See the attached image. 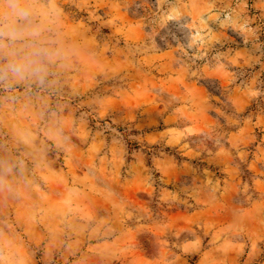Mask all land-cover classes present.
I'll use <instances>...</instances> for the list:
<instances>
[{"label": "rangeland", "instance_id": "rangeland-1", "mask_svg": "<svg viewBox=\"0 0 264 264\" xmlns=\"http://www.w3.org/2000/svg\"><path fill=\"white\" fill-rule=\"evenodd\" d=\"M0 264H264V0H0Z\"/></svg>", "mask_w": 264, "mask_h": 264}, {"label": "clouds", "instance_id": "clouds-1", "mask_svg": "<svg viewBox=\"0 0 264 264\" xmlns=\"http://www.w3.org/2000/svg\"><path fill=\"white\" fill-rule=\"evenodd\" d=\"M26 14H27L26 11L23 10V9H21V15H26ZM12 71H13L14 73H19L20 69L14 67V68L12 69Z\"/></svg>", "mask_w": 264, "mask_h": 264}]
</instances>
